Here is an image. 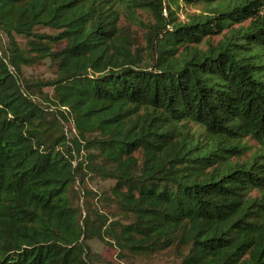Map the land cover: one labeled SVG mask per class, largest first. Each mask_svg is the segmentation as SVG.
I'll return each mask as SVG.
<instances>
[{
	"label": "trees",
	"instance_id": "16d2710c",
	"mask_svg": "<svg viewBox=\"0 0 264 264\" xmlns=\"http://www.w3.org/2000/svg\"><path fill=\"white\" fill-rule=\"evenodd\" d=\"M167 1L0 0V264H264V0Z\"/></svg>",
	"mask_w": 264,
	"mask_h": 264
},
{
	"label": "rangeland",
	"instance_id": "374dc122",
	"mask_svg": "<svg viewBox=\"0 0 264 264\" xmlns=\"http://www.w3.org/2000/svg\"><path fill=\"white\" fill-rule=\"evenodd\" d=\"M168 1L163 0L162 4L164 6L163 12L165 15H167L168 11L165 8L167 6ZM173 7V10L176 11L178 19L182 20L183 22H188L190 17H196L199 14L205 13V5L201 3H187L184 1H180L178 5H171ZM119 9L122 10L121 15V21L122 22H128L130 18V10L126 6V3H119ZM138 18L140 20L136 21V24L133 26V29L135 31V34L137 35L138 42L141 45H146V39L148 36V32L150 28L148 27V24H150L152 21H154V14L149 8H141L136 7L135 8ZM249 22V19L245 20L243 24H247ZM222 37V34H212L210 36H206L203 38L202 42L199 44V47L207 48L209 42H212L213 44H216L220 38ZM20 39V38H19ZM27 72L33 73L34 75H45L47 77L51 76L52 72L50 67L47 63H41L34 67H27ZM186 129L194 130L197 134L199 132H202V135L205 136V133L203 132V127H201L198 124H194L193 122H190L185 126ZM250 146H253L255 144V141L252 139H247V143ZM250 153V150L247 154ZM209 168H206V171H208ZM87 186L88 188H91L96 194H101L102 196L94 201V205L99 206V208L108 210V207L110 204L108 203L107 197L110 195L109 190H111L112 186L115 184V181L113 179H102L99 176L96 175H90L87 177ZM258 194L256 189H253L251 191V195ZM105 197L103 198V196ZM83 204L82 198H80V205ZM111 208V206H110ZM84 210V214H85ZM92 249L97 254V262L96 264H166V262L169 261V258L167 257V254L164 252L153 255L151 257H140L135 256L132 254H127L125 258H120L119 256V250L112 244H109L99 238H93L89 241Z\"/></svg>",
	"mask_w": 264,
	"mask_h": 264
}]
</instances>
